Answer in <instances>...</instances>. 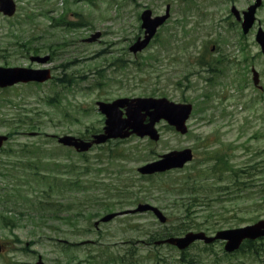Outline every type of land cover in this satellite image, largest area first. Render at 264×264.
I'll list each match as a JSON object with an SVG mask.
<instances>
[{
    "label": "rangeland",
    "instance_id": "obj_1",
    "mask_svg": "<svg viewBox=\"0 0 264 264\" xmlns=\"http://www.w3.org/2000/svg\"><path fill=\"white\" fill-rule=\"evenodd\" d=\"M255 1L15 0L13 17L0 13V66L41 67L29 57L49 55L42 67L54 75L44 84L0 89V135H12L0 149V264H35L39 257L46 264H264V238L230 254L222 241L197 242L180 252L152 239L179 225L191 228L180 236L200 230L214 235L264 220V54L255 40L264 31V0L248 34L231 14ZM167 8L169 19L155 40L130 52L142 35L141 14L161 16ZM136 97L193 104L188 133L162 121L157 142L132 136L86 153L58 142L103 129L98 101ZM34 142L56 179L35 180L28 168L19 169L30 160L22 155L25 146L32 149ZM186 148L195 158L183 169L151 177L138 172ZM221 158L232 168L221 172L215 165ZM194 178L218 191L189 215L178 189ZM140 203L159 207L168 222L148 212L95 226L122 206Z\"/></svg>",
    "mask_w": 264,
    "mask_h": 264
},
{
    "label": "water",
    "instance_id": "obj_2",
    "mask_svg": "<svg viewBox=\"0 0 264 264\" xmlns=\"http://www.w3.org/2000/svg\"><path fill=\"white\" fill-rule=\"evenodd\" d=\"M263 0L256 2L243 12V31L248 33L253 27L256 17V11L261 6ZM16 11L14 0H0V12L12 16ZM232 12L238 20H241L240 12L233 7ZM151 11L147 10L142 15V28L145 29V38H139L131 47L130 51L134 54L144 50L154 37L159 26H161L169 17V11L162 17L151 18ZM94 36L87 41L91 42L98 38ZM257 42L261 45L264 53V31L259 29ZM49 56H31V62L46 64ZM52 77L49 69H32L27 67H0V88H6L18 83L38 82L44 83ZM255 83H258V74H254ZM99 111L105 115V125L103 131L92 136L90 140L81 139L72 135H65L58 138V142L64 146L74 147L78 152H88L93 146L105 144L113 139H126L132 135L141 138L149 137L153 141L160 139V133L156 128L157 123L162 120L182 135L188 132L187 121L189 120L193 106L188 103H176L167 98L139 97V98H119L113 102L99 101L97 103ZM8 139L7 136H0V147ZM194 158L193 151L190 148L171 151L161 156L160 159L147 163L138 168L142 175H152L162 173L172 169L183 168ZM152 211L161 223L167 222V216L156 206L145 203L138 205L137 208L126 210L121 213H111L104 216L101 222H109L121 214H134ZM99 222L96 223L98 225ZM264 237V220L254 224L224 229L218 231L215 235L209 236L205 232L190 231L184 236H173L157 244L168 243L184 251L197 241H204L206 244H212L215 241L225 242V251L233 253L237 251L244 241L257 240ZM36 264H46L40 258Z\"/></svg>",
    "mask_w": 264,
    "mask_h": 264
},
{
    "label": "trees",
    "instance_id": "obj_3",
    "mask_svg": "<svg viewBox=\"0 0 264 264\" xmlns=\"http://www.w3.org/2000/svg\"><path fill=\"white\" fill-rule=\"evenodd\" d=\"M32 51L34 53H38L37 50H32ZM59 82L62 83L63 81L59 80ZM49 102L50 103L54 102V99L51 98ZM10 137H12V135H10ZM35 144L36 143L34 142L33 143L34 146H32V149H30L29 145L25 146V148H26L25 150L28 152V155L26 154V151L23 152L22 155L28 156L27 158H30V160H29L28 164H23V166L20 167L19 169L28 168L31 171L29 175H32L33 178L35 177V180L37 178L46 179V178L49 177V174H47L49 172V169H48L49 163L47 162V160H43L45 158H44V156L41 155V152L39 150L41 144L40 145H35ZM33 147H34V149H33ZM35 150H36V152H35ZM14 152L19 154L18 151H14ZM111 152L113 153V149H112ZM30 154H34V155L36 154V155L34 157H30ZM112 157H114V156H112ZM229 161H230L229 159L221 158V159L217 160V163L215 165H217V166L220 165L221 167H223L221 169V172H224V170L228 171V169L232 168V166L230 165ZM239 172H243V170H239ZM39 174L43 175V177H38L37 175H39ZM200 176H202V175H200ZM50 177H55V179L57 178V176L55 174H52V172H51V176ZM208 179L209 178H205V180H203L202 183H205V181H209ZM232 179H233V181L235 183H237V180H238L237 173L234 174ZM37 182H39V181H37ZM187 182H189V183L180 185L178 191H181V193L179 194L180 195V199L183 202L184 201L186 202L185 211L187 212V214L190 215L191 213H197L196 212L197 209L193 210V208L197 207L198 205L203 204V202H205V200H208V199L212 198V196L215 195V191H218V190H216V188H213L212 186H210V188H209L205 184H197L199 182H197L195 178L193 179V181L190 180V181H187ZM40 183H42V182H40ZM185 186H187L189 188V190H190L189 193H187L186 190L184 189ZM189 186H191V187H189ZM225 189H228V188H225ZM112 207H113L112 205L111 206H107L106 209L111 210ZM120 209H125V208H124V206H122ZM7 224L9 225L8 221H7ZM13 225L17 226L16 223L15 224L13 223ZM189 229H191V228L190 227L187 228V225L186 226L179 225L176 228H172V230L169 229V228H165V229L162 230V233L158 237L153 235L152 239H157L158 240V239L167 238L169 236L180 235V234H182L183 232H185V231H187ZM253 244H254L253 242L247 241V242H245L243 244V246L241 247L240 250H243L244 247H251V246H253ZM185 259H186V255H184L183 259L181 258L179 262H184ZM187 261H189V260H187Z\"/></svg>",
    "mask_w": 264,
    "mask_h": 264
}]
</instances>
